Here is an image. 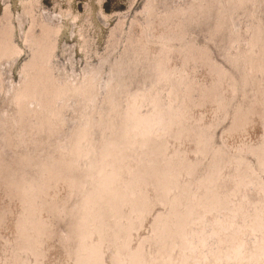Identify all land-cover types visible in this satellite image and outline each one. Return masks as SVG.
<instances>
[{
    "label": "rangeland",
    "instance_id": "1",
    "mask_svg": "<svg viewBox=\"0 0 264 264\" xmlns=\"http://www.w3.org/2000/svg\"><path fill=\"white\" fill-rule=\"evenodd\" d=\"M263 188L264 0H0V264H264Z\"/></svg>",
    "mask_w": 264,
    "mask_h": 264
},
{
    "label": "bare ground",
    "instance_id": "2",
    "mask_svg": "<svg viewBox=\"0 0 264 264\" xmlns=\"http://www.w3.org/2000/svg\"><path fill=\"white\" fill-rule=\"evenodd\" d=\"M168 2H169V1H168ZM166 11H167V10H166ZM210 13H211V12H210ZM210 13H209V14H210ZM152 14H153V13H152ZM203 20H204V19H203ZM223 30H224V29H221L220 32H222ZM213 34H214V33H213ZM214 35H215V34H214ZM217 35H219V33H218ZM216 37H217V36H216ZM139 44H140V43H139ZM141 44H142V43H141ZM1 51H2V50H1ZM41 52H42V51H41ZM103 55H104V54H103ZM120 55H121V54H120ZM151 55H152V54H151ZM41 65H42V64H41ZM40 67H41V66H40ZM136 72H137V71H136ZM137 75H138V74H137ZM124 81H125V80H124ZM167 81H168V80H167ZM126 84H127V83H126ZM26 86H27V85H26ZM64 90H65V89H64ZM148 103H149V102H148ZM152 113H153V112H152ZM186 113H187V111H186ZM114 116H115V115H114ZM205 123L208 124V125H212V124H211V121L209 122L210 124L207 123V122H205ZM206 124H204V125H206ZM208 125H207V127H204V129H203L204 132H207V133L209 132L208 129H209L210 127H208ZM155 128H156V127H155ZM109 130H110V129H109ZM127 131H129V130L127 129ZM127 131H126V133H127ZM132 131H133V130H132ZM130 132H131V130H130ZM128 133H129V132H128ZM128 133H127V134H128ZM210 133H211V131H210ZM108 134H109V133H108ZM167 134H168V133H167ZM207 135H208V134H207ZM108 136H109V135H108ZM108 136H107V137H108ZM132 136H134V135L132 134ZM51 138H52V137H51ZM58 138H59V137H58ZM100 138H101V137H100ZM132 138H133V137H132ZM133 139H134V138H133ZM133 139H132V140H133ZM196 139H198V138H196ZM49 141H50V140H49ZM130 141H131V139H130ZM45 142H46V141H45ZM47 142H48V141H47ZM80 142H81V141H80ZM77 143H78V142H77ZM127 143H128V142H127ZM176 143H177V142H176ZM181 143H183V142H181ZM112 144H113V143H112ZM194 144H195V143H194ZM186 145H187V144H186ZM192 145H193V144H192ZM123 146H125V145H123ZM193 146H194V145H193ZM193 146H192V147H193ZM201 146H202V145H201ZM112 147H113V146H112ZM175 147H177V146H175ZM186 147H187V146H186ZM181 148H182V147H181ZM201 148H202V147H201ZM241 148H242V147H241ZM113 149H114V148H113ZM182 149H183V148H182ZM185 149H186V148H185ZM193 149H194V147H193ZM114 150H115V149H114ZM119 151H120V152H119ZM201 151H202V152H201V155L203 154V156L200 155L201 158L199 157V159H201V161L204 160V162L207 161L208 163H210V164H208V166H207V168L210 170V168H211V166H210V165H211V162L208 161V158H210V157L212 156V155H209V153H211V151H210L209 148L204 147V146H203V148L201 149ZM97 152H98V151H97ZM115 152H116V151H115ZM118 152H119V153H118ZM118 152H117V153H118V155H117L118 158L116 157L115 160H114L116 163H118V159H120L119 157L121 156L122 151H121V150H118ZM50 153H51V152H50ZM50 153H49V154H50ZM114 154H115V153H114ZM213 154H214V153H213ZM112 155H113V154H112ZM234 155H235V154H234ZM154 156H155V158L157 157L156 154H154ZM114 157H115V155L113 156V159H114ZM152 157H153V156H150L149 158H147L146 161L150 160ZM168 158H169V157H168ZM110 159H111L110 157H106V164H107L108 168H109V166H110V163L113 165V162H114V161L111 162V160H113V159H111V160H110ZM157 159H158V158H157ZM122 160H123V159H121V161H122ZM160 160H161V159H160ZM192 160H193V159H192ZM211 160H212V159H211ZM199 161H200V160H199ZM201 161H200V162H201ZM68 162H69V161H68ZM122 162H123V161H122ZM116 163H115V164H116ZM141 163H142V161L139 162V163L137 164L138 167H140V170H141V171H140V175H139V177H142V179L144 178L143 180H145V179H147V176L144 175V172H145L146 169H143L144 167H143V165H142ZM192 163H193V162H191L190 164H192ZM198 163H199V162L197 161L196 164H194V165H195V168H197V164H198ZM42 164L45 166V163L42 162ZM121 164H122V163H121ZM123 164H124V163H123ZM123 164H122V165H123ZM112 165L110 166V167H112V169H113V166H114V167H117V165H116V166H115V165L112 166ZM118 165H119V163H118ZM147 165H148V164H147ZM124 166H125V165H124ZM124 166H123V167H124ZM144 166H145V165H144ZM170 166H171V163L168 162V163L163 164V167H162V173L165 174V177H164V179L162 180V181H163V182H162V184H163V188L165 187V189H166V186H167V189H168V188L170 187L169 182L171 181V183H172V181H173V182H175V184H177V187H175V188L177 189L176 191L178 192V191L180 190V188L183 187L182 185L179 184V183H180V182H178L179 180H176V178H173L172 180L169 181L171 175H174V172L170 175V173L167 174V173H166L167 171H164L166 168H168V167H170ZM102 167H103V166H102ZM120 167H121V166H120ZM148 167H149V166H148ZM160 167H161V166H160ZM117 168L119 169V167H117ZM188 168H189V167H188ZM104 169H105V168H104ZM112 169L109 168V169H107V170L112 171ZM131 169H132V168H131ZM115 170H116V169H115ZM120 170H121V169H120ZM136 170H137V169H136ZM132 171H133V170H132ZM163 171H164V172H163ZM196 171H197V170H196ZM101 172H102V171H101ZM114 172H116V171H114ZM120 172H121V171H120ZM189 172H193V170L190 168V171H189ZM235 172H236V171H235ZM107 173H109V171H107L106 174H107ZM111 173H112V172H111ZM124 173H125V172H124ZM135 173H136V172H135ZM116 174H117V172H116ZM116 174H115V175H116ZM137 174H138V173H137ZM110 175H111V174H110ZM112 176H113V175H112ZM106 177H107V176H106ZM108 177H110V176H108ZM108 177H107V178H108ZM155 177H157V176H155ZM103 178H104V177H103ZM110 178H111V177H110ZM112 178H113V177H112ZM162 178H163V177H162ZM247 178H248V176H247ZM108 180H109V179H108ZM158 180H160V178H159ZM223 180H224V179H223ZM230 180H231V179H230ZM245 180H246V178H245ZM106 181H107V179L105 180V182H106ZM111 181H112V179H111ZM113 181H114V180H113ZM168 181H169V182H168ZM182 181H183V180H182ZM182 181H181V183H182ZM199 181L201 182V184H200V186H199V187H200V188H199L200 190L198 191L199 194H197V197H198L200 194H203L204 197H205V195H210V196H211V194H212V193H211L212 190H210L211 187L209 188V185H208L209 179L206 181V179L204 178V179H200ZM215 181H216V180H215ZM157 182H158V181H157ZM212 182H214V181H212ZM221 182H222V181H221ZM108 183H109V182H108ZM214 183H215V182H214ZM223 183H224V182H223ZM115 184H116V183H115ZM118 184H119V183H118ZM172 184H173V183H172ZM217 184H218V183H217ZM220 184H221V183H219V186H220ZM224 184H226V183H224ZM224 184H223V185H224ZM230 184L233 185V184H234V181H233L232 183H230ZM210 185H211V184H210ZM232 185H231V187H232ZM235 185H236V184H235ZM99 186H100V185H99ZM108 186H109V185H108ZM124 186H125L126 189L129 188L130 186L132 187V185H131L130 182L128 183V185H124ZM212 186H213V185H212ZM215 186H216V185H215ZM221 186H222V184H221ZM100 187H101V186H100ZM178 187H180V188L178 189ZM222 187H223V186H222ZM117 188H118V189H117ZM117 188H116V189L118 190L117 192H120L119 187H117ZM122 188H123V187H122ZM122 188H121V189H122ZM183 188H184V187H183ZM215 188H216V187H215ZM215 188H213V189H215ZM225 188H227V187H225ZM229 188H230V187H229ZM227 189H228V188H227ZM261 189H262V188H261ZM263 189H264V188H263ZM127 190H128V189H127ZM209 190H210V191H209ZM246 190H247V188H246ZM122 191H124V189H123ZM214 191H215V190H214ZM219 191H220V190H219ZM221 191H222V190H221ZM229 191H230V190H229ZM232 191H233V189H232ZM237 191H238V190H237ZM242 191H243V190H242ZM257 191H258V190H257ZM27 192H28V191H27ZM124 192H125V191H124ZM165 192H166V191L163 189V195H165ZM177 192H176V193H177ZM209 192H210L211 194H209ZM216 192H218V191L216 190ZM226 192H227V190H226ZM226 192H225V194H226ZM122 193H123V192H122ZM188 193H189V192H188ZM207 193H208V194H207ZM213 193H214V192H213ZM227 193H228V192H227ZM229 193H230V192H229ZM229 193H228V194H229ZM234 193H235V192H234ZM234 193H233V196H234ZM242 193H243V192H242ZM242 193H241L239 196H241ZM26 194H27V193H26ZM178 194H179V193H178ZM225 194H223L222 196H220V194L217 195V194L214 193V194H213V196H214V197H213L214 200H213L212 202H213V204H214V201H215V202L218 204V205H217L218 207H221L222 210H225V211H226V210H228V209H230V208H232V207L234 208L235 206H233V205H232V207H230V202H231V203H234V202H235V199H236L237 201H238V199L235 198V199L233 200L234 202H232V201H231L232 198H231V200H229L230 198H227ZM237 194H238V193H237ZM259 194H262V193H259ZM29 195H30V194H29ZM92 195H93V194H92ZM123 195H124V194H123ZM187 195H188V194H187ZM224 195H225V196H224ZM30 196H31V195H30ZM174 196H175V195H174ZM227 196H228V195H227ZM231 196H232V194H231ZM233 196H232V197H233ZM236 196H237V195H236ZM255 196H257V195H255ZM255 196L253 197L254 199H255ZM93 197H94V196H93ZM204 197H203V198H204ZM198 198H199V197H198ZM239 198H240V197H239ZM250 198H251V197H250ZM250 198H247V199L250 201ZM92 199H93V198H92ZM210 199H212V196H211ZM256 199H257V198H256ZM256 199H255V200H256ZM262 199H264V198H261V200H260V199H259V200L262 201ZM206 200L208 201L207 198H206ZM255 200H253V202H254ZM203 201H204V200H203ZM257 201H258V200H257ZM260 201H258V202H260ZM238 202H240V200H239ZM243 202H244V201H243ZM246 202H247V201H246ZM246 202H245V203H246ZM253 202H252V203H253ZM263 202H264V201H263ZM205 203H206V202H204V204H205ZM216 203H215V204H216ZM240 203H241V202H240ZM240 203H238V204H240ZM247 203H248V202H247ZM250 203H251V201H250ZM252 203H251V205H252ZM255 203H256V202H255ZM206 204H207V203H206ZM209 204H210V203H209ZM213 204H212V205H213ZM234 204H235V203H234ZM238 204H237V206H238ZM243 204H244V203H243ZM248 204H249V203H248ZM257 204H258V203H257ZM235 205H236V204H235ZM240 205H242V204H240ZM258 205H259V204H258ZM135 206H136V204L133 206V208H134ZM237 206H236V208H238ZM242 206H244V207H241V206H240V207H241V211H242V208H243V211H244V212H243L242 214H240V215H239V213H240L241 211H240L238 214L236 213V215H237V216L235 215V216H236V219H238V216H239V218H241L240 220H244V223H246V222L250 219V217H252L254 220L257 219L258 215L256 214V211L253 210L252 213H250V210H251V209H250V210H249V209H246V208L248 207V206L246 207V204H244V205H242ZM256 206H257V205H256ZM212 207H213V206H211V208H212ZM249 207H250V204H249ZM249 207H248V208H249ZM253 207H254V206H252V208H253ZM169 209H170V207H169ZM174 209H175V207H174ZM234 209H235V208H234ZM234 209H232V210H234ZM253 209H255V208H253ZM230 210H231V209H230ZM238 210H240V208H238ZM238 210H237V211H238ZM248 210H249V211H248ZM256 210H257V209H256ZM172 211H173V209L169 211V215L172 213ZM234 211H235V210H234ZM173 212H174V211H173ZM257 212H258V211H257ZM223 213H224V212H223ZM226 214H228V213L226 212ZM174 215H175V214H174ZM223 215H224V214H223ZM228 215L230 216V214H228ZM228 215H227V216H228ZM256 215H257V217H256ZM224 216H225V215H224ZM227 216H226V217H227ZM173 217H174V216H173ZM230 217H232V215H231ZM230 217H229V218H230ZM255 217H256V218H255ZM192 218H193V217H192ZM223 218H224V217H223ZM234 218H235V217H234ZM152 219H153V218H152ZM227 220H228V218H227ZM230 220H231V219H230ZM233 220H234V219H233ZM176 221H177V220L174 219V220H172V223H174L175 226L177 225L176 228H179V227H180V223H178V222H176ZM181 221H182V220H181ZM236 221H237V220H236ZM179 222H180V221H179ZM234 222H235V221H234ZM239 222H240V221H239ZM177 223H178V224H177ZM235 223H236V222H235ZM240 223H241V222H240ZM244 223L242 222L241 225L244 224ZM168 224H169V222H168ZM168 224H167V225H168ZM164 225H165V223H164ZM181 225H182V224H181ZM233 225H235V224H233ZM236 225L239 226V223L236 224ZM245 225H246V224H245ZM182 226H183V225H182ZM184 226H185V225H184ZM235 227H236V226H235ZM257 227H258V226H257ZM67 228H69V227H67ZM239 228H241V227H239ZM237 229H238V228H237ZM241 229H242V228H241ZM256 229H257V228H256ZM162 230H163V227H161V229H160V231H159V234L161 233ZM166 230H167V231H166L167 233H169V234L171 233V232H170V231H171L170 228H167ZM238 230H239V229H238ZM254 230H255V228H254ZM234 231H236V229H234ZM62 232H63V231H62ZM67 232H68V231H67ZM239 233H240V232H239ZM241 233H242V232H241ZM241 233H240V235H241ZM170 235L173 236V237L170 239V240H171L170 243H172L173 241L176 240V236L173 235V234H170ZM232 235H233V234H232ZM235 235H236V234H235ZM180 236H181V235H180ZM18 237H19V236H18ZM20 237H21V236H20ZM11 238H12V237H11ZM69 238H70V237H69ZM180 238H181V237H180ZM180 238H179V241H180ZM19 240H20V239H19ZM170 240H169V241H170ZM138 242H139V241H138ZM175 242H176V241H175ZM173 243H174V242H173ZM214 243H215V242H214ZM200 244H201V243H200ZM7 245H8V244H7ZM3 246H4V245H3ZM20 246H21V245H20ZM16 247H17V246H16ZM208 247H209V246H208ZM15 249H16V248H15ZM26 249H27V248H26ZM10 250H11V249H10ZM22 250H23V249H22ZM8 251H9V250H8ZM186 251H187V244L184 243V252L186 253ZM252 252H253V250H252ZM8 253H9V252H8ZM8 253H7V254H8ZM31 253H32V252H31ZM250 253H251V252H249L248 254H250ZM256 253H259V250L256 251ZM187 254H188V251H187ZM251 255H252V254H250V256H251ZM32 256H33V255H32ZM189 256H191V254H189ZM208 256H209V255H208ZM256 256H257V255H256ZM253 257H254V256H253ZM190 258H191V257H190ZM247 258H248V256H247ZM251 258H252V257H251ZM14 261H15V260H14ZM25 261H26V260H25ZM33 261H34V260H33ZM255 261H256V259H255V258H254V259L252 258L251 261H248V262H247V264H250V263H251V264H255ZM8 262H9V261H8ZM12 263H13V262H12ZM19 263H20V262H19ZM205 263H206V262H205ZM244 263H245V262H244ZM244 263H243V264H244Z\"/></svg>",
    "mask_w": 264,
    "mask_h": 264
},
{
    "label": "water",
    "instance_id": "3",
    "mask_svg": "<svg viewBox=\"0 0 264 264\" xmlns=\"http://www.w3.org/2000/svg\"><path fill=\"white\" fill-rule=\"evenodd\" d=\"M159 247H161V249H166V248H169L170 247V244L163 242V246L159 245ZM170 249H172V247H170Z\"/></svg>",
    "mask_w": 264,
    "mask_h": 264
}]
</instances>
